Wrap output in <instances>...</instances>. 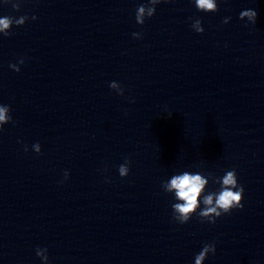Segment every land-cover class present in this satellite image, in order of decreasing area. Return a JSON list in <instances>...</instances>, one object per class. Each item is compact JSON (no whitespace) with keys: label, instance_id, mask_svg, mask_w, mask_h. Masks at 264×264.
Listing matches in <instances>:
<instances>
[{"label":"clouds","instance_id":"obj_1","mask_svg":"<svg viewBox=\"0 0 264 264\" xmlns=\"http://www.w3.org/2000/svg\"><path fill=\"white\" fill-rule=\"evenodd\" d=\"M166 2V0H165ZM5 4L9 3V0H4ZM161 3V0H148L147 4H141L136 10V22L140 25L145 23L144 13L145 7H148V17L151 18L156 13V7L154 5ZM195 6L198 11L201 12H216L218 11L217 0H194ZM13 9L16 11L20 10V4H12ZM244 16H247L252 24L256 23L257 12L253 9H247L241 11L239 18L242 20ZM33 20L36 19L35 16L31 17ZM28 19L27 16H21L16 19L13 17H3L0 18V33H3L5 37L11 34V28L13 24L16 26H22ZM231 18L226 17L223 20L224 24H227ZM201 20H195V31L197 33H203V27H200ZM193 27V25H192ZM133 36H139L141 38V33H133ZM20 64L24 61L21 59ZM14 71L19 72L20 68L15 64L9 65ZM110 88L115 89L118 87L115 81L110 83ZM118 94L123 95V89L120 87ZM10 108L7 105H0V130L4 124L11 121V116L8 114ZM33 147L36 153H40V145L34 144ZM25 151H27V146H25ZM131 163L127 158L125 162L119 166V174L121 177H126L129 173L128 165ZM65 179L68 177L67 171L65 172ZM214 183H220L221 188L219 193L210 192L202 196L205 190V185L208 183V179L200 172H188L184 171L180 174L173 175L169 180L162 183V188L166 193H175V199L180 201L178 203L172 204V214L173 219L180 223H187L194 214H198L201 221H207L208 223L214 224L216 220L222 215L230 214L233 209L243 208L244 199V188L238 184L236 171H227L223 177L213 178ZM204 205L203 208L200 205ZM199 209V212L197 211ZM214 214V215H213ZM208 217L205 220L203 218ZM44 252L47 249L44 248ZM216 247L215 243H205L201 251L195 257V264H201V261L209 256V254L215 255ZM37 255H41L40 251H37ZM44 260H48V256L43 257Z\"/></svg>","mask_w":264,"mask_h":264}]
</instances>
